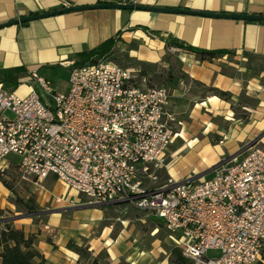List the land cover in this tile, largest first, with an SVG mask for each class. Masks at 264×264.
<instances>
[{
	"label": "crops",
	"instance_id": "crops-1",
	"mask_svg": "<svg viewBox=\"0 0 264 264\" xmlns=\"http://www.w3.org/2000/svg\"><path fill=\"white\" fill-rule=\"evenodd\" d=\"M105 2L264 14V0H0V24L65 6ZM110 38L115 39V45L102 57L124 66L123 62L132 60L147 68L170 67L176 59L187 80L194 83L170 88L166 117L172 123L179 118L183 124L177 132L180 142L169 148L172 160L164 175L178 180L196 177L225 159L243 158L248 149L241 151L252 143L264 148V21L97 8L10 25L0 28V90H15L20 95L40 90L31 83L34 71L52 84L56 77L67 82L73 67L90 62L82 54ZM169 38L178 45L227 53L201 59L196 53L169 45ZM18 161V156L11 155L8 169L0 173V222L34 235V246L46 264H93L95 259L98 264H172L160 235L143 243L136 239L128 219H122L121 225L108 223L101 207L75 204L78 193L56 176L43 181L26 177L28 183L24 184L14 181L21 174ZM211 173L204 177H211L214 171ZM25 186L36 195L45 216H34L26 211V203L20 204L18 192ZM86 207L92 208L88 215L82 211ZM160 220L155 219V230L164 224ZM71 243L86 248L87 254ZM2 251L1 246L0 264ZM101 255L106 256L105 262Z\"/></svg>",
	"mask_w": 264,
	"mask_h": 264
},
{
	"label": "built area",
	"instance_id": "built-area-1",
	"mask_svg": "<svg viewBox=\"0 0 264 264\" xmlns=\"http://www.w3.org/2000/svg\"><path fill=\"white\" fill-rule=\"evenodd\" d=\"M135 73L101 57L73 67L66 92L36 71L40 90H0V173L16 155L24 178L54 175L87 204L127 202L152 213L191 264H258L264 148L223 160L208 178L164 175L176 136L166 117L171 91L143 88ZM210 249L221 253L210 257Z\"/></svg>",
	"mask_w": 264,
	"mask_h": 264
},
{
	"label": "rangeland",
	"instance_id": "rangeland-1",
	"mask_svg": "<svg viewBox=\"0 0 264 264\" xmlns=\"http://www.w3.org/2000/svg\"><path fill=\"white\" fill-rule=\"evenodd\" d=\"M114 57V56H113ZM111 58L114 60V58ZM120 63V62H118ZM125 66H129L131 68H134L136 70L135 73V80L136 83L139 84L143 88H149V87H159V86H168L169 88H172L176 85L180 86H192L194 85L193 82L187 80V76L181 71V68L179 66V63L177 62L176 59L172 60V65L170 67H163L162 64L157 65V66H151V67H144L142 66H137V62H133L132 60H126ZM121 64V63H120ZM122 65V64H121ZM124 66V64H123ZM147 78V80H146ZM53 87L57 91H63L66 92L68 90V81L66 82L65 78H60L56 77V81H53ZM10 114V113H8ZM170 126L173 128V130L176 132V136L174 137L170 148L176 146L179 142L180 139L177 138L178 135V129L180 126H182L183 122L181 119H175V121L169 123ZM169 151V150H168ZM170 160H172V155L170 156L168 154ZM210 173L209 175H211ZM21 175V174H20ZM16 175L14 177V181L18 180L20 182L28 183V180L25 179L23 176ZM207 175V176H209ZM162 176V175H161ZM206 176V177H207ZM53 178V177H51ZM164 178V176H162ZM178 180V179H177ZM184 180V179H180ZM12 182V181H11ZM33 182V181H32ZM39 185H44L43 183H40ZM38 185V186H39ZM66 190V189H65ZM65 190L63 192H65ZM68 190V189H67ZM20 195L18 198L22 200L20 204L27 203L32 201V204L38 209V212H34V216H45L44 212H41L40 206L37 205L36 203V195L31 193L29 190V187L25 186L23 188V192L21 189H19ZM68 193V192H67ZM89 198L85 195L78 194V198L75 200L76 203H88ZM58 204L64 205L65 202L61 203L59 202ZM90 206H99L101 207L104 216H107V222L108 223H117L118 225H121L122 219H128L129 222L132 224L133 229L135 231V237L136 239H140L141 241L146 242V240L152 239V237L156 238L157 235L161 236L162 239V246L165 248V250L168 253V259L172 264H188L187 261H184V258L182 254L179 252L178 247L175 245L174 241L170 236L168 235L164 224L163 225H158V230H155V225H157L155 219L157 218L154 216L152 213L141 210L134 205L127 203V202H113L108 205H93L90 204ZM76 207V206H74ZM77 207H81L77 206ZM28 213H31L27 208H25ZM92 208L91 207H86L83 208L82 211L85 215H88L89 212H91ZM55 211V210H53ZM161 221V220H160ZM163 223V222H162ZM116 227V226H115ZM134 236V234H133ZM220 250L216 249H210L208 251V256L210 257H216L220 255ZM100 259L105 262L106 261V256L101 255ZM261 261H264V252L262 255Z\"/></svg>",
	"mask_w": 264,
	"mask_h": 264
},
{
	"label": "trees",
	"instance_id": "trees-1",
	"mask_svg": "<svg viewBox=\"0 0 264 264\" xmlns=\"http://www.w3.org/2000/svg\"><path fill=\"white\" fill-rule=\"evenodd\" d=\"M167 43L169 45L184 48L196 53L201 59H212L227 53L226 50H206L195 46L178 45L170 38L167 40ZM114 45L115 39L110 38L97 48L83 53L82 57H87L90 62L96 61V59L101 58L103 55L109 54ZM213 91H218L221 95H227L226 92L219 91L215 88H213ZM25 208H27L31 213L38 212V209H36L34 204H32V201L27 202L25 204ZM34 243V235H26L23 231L12 228L8 223H4L2 226L0 222V247H3V251L1 253V264H46L45 259L41 257V254L35 248ZM71 246H74L77 250L81 251L82 254H87L86 248H79L74 243H71ZM179 252L182 254L180 249ZM36 258H41V260L36 261ZM183 258L184 261L191 264L184 256ZM93 264H98V260L95 259ZM258 264H264V261H260Z\"/></svg>",
	"mask_w": 264,
	"mask_h": 264
},
{
	"label": "water",
	"instance_id": "water-1",
	"mask_svg": "<svg viewBox=\"0 0 264 264\" xmlns=\"http://www.w3.org/2000/svg\"><path fill=\"white\" fill-rule=\"evenodd\" d=\"M97 8L143 9V10L157 11V12H181V13H188V14L203 15V16H208V17L232 18V19H241V20H249V21H264V14L208 12V11H200V10H193V9H187V8H167V7H161V6H150V5H144V4H135L132 2H105V3H98V4L78 5V6L70 5V6H65L63 8L49 11V12H42L38 14L22 16L20 18H15L10 21L1 23L0 28L7 27L10 25H14V24H19V23H25V22L32 21L35 19H42L45 17H50V16L62 14V13H69L73 11H82V10L97 9ZM252 145H254V143L248 145L241 152L245 151ZM232 158H229V159H232ZM220 164H217L216 166L204 171L203 173L199 174L195 178H201V177L206 176L207 174L216 170L220 166Z\"/></svg>",
	"mask_w": 264,
	"mask_h": 264
}]
</instances>
